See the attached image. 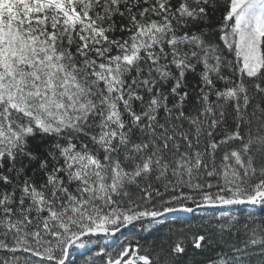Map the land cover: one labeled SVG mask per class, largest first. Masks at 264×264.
<instances>
[{
  "label": "snow or ice",
  "instance_id": "obj_1",
  "mask_svg": "<svg viewBox=\"0 0 264 264\" xmlns=\"http://www.w3.org/2000/svg\"><path fill=\"white\" fill-rule=\"evenodd\" d=\"M0 264H264V0H0Z\"/></svg>",
  "mask_w": 264,
  "mask_h": 264
}]
</instances>
